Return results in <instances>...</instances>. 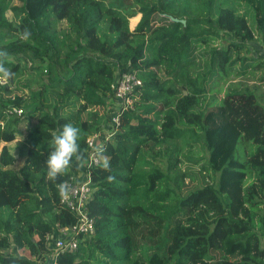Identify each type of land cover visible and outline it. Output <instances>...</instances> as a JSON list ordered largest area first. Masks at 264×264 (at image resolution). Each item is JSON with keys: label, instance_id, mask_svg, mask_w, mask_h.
I'll return each instance as SVG.
<instances>
[{"label": "trees", "instance_id": "1", "mask_svg": "<svg viewBox=\"0 0 264 264\" xmlns=\"http://www.w3.org/2000/svg\"><path fill=\"white\" fill-rule=\"evenodd\" d=\"M0 50L14 73L0 85V264H51L46 237L77 221L57 184L84 165L49 181L44 163L67 123L86 161V139L99 133L110 168H89L93 233L56 264H264V0H0ZM196 53L203 69L190 94L179 80ZM27 67L39 82L13 93ZM125 73L140 85L104 139ZM198 147L202 164L186 157ZM184 162L199 164V185L184 182Z\"/></svg>", "mask_w": 264, "mask_h": 264}, {"label": "built area", "instance_id": "2", "mask_svg": "<svg viewBox=\"0 0 264 264\" xmlns=\"http://www.w3.org/2000/svg\"><path fill=\"white\" fill-rule=\"evenodd\" d=\"M3 84L0 82V85ZM140 85V80L133 74H122L119 80L112 86L115 99V108L110 115L109 122H104V132H107L104 139L108 138L113 131L121 124V114L126 109L132 108L133 98L132 92L136 86ZM7 115L22 116L23 110L15 106H9L5 109ZM103 125V126H104ZM108 129L112 132L108 133ZM99 133H94L86 139V145L89 149V155L84 164V173L72 180L66 182L69 186V193L67 196L61 195L60 202L70 210L77 212V221L69 227H58L56 232L46 237V241L51 246V257L53 261L51 264H56L55 258L66 252H74L77 249L78 239L80 235H91L93 233V221L86 214L85 204L91 194L89 168L97 166L102 163L101 156L96 152L97 140Z\"/></svg>", "mask_w": 264, "mask_h": 264}, {"label": "clouds", "instance_id": "3", "mask_svg": "<svg viewBox=\"0 0 264 264\" xmlns=\"http://www.w3.org/2000/svg\"><path fill=\"white\" fill-rule=\"evenodd\" d=\"M31 33L28 29H24L20 34L23 40L29 39ZM8 56L6 50H0V82L7 84L14 76L11 69L5 66V60ZM80 129L72 123L64 124L61 130L52 136L50 148L46 160V178L49 181H56L58 177L65 175L73 166H83L86 162L84 153L81 151L80 144ZM104 149H96L98 155L103 153ZM102 168L108 171L110 168L108 159L102 158ZM108 181H112L114 177L108 176ZM59 193L62 196H67L70 189L66 182L57 184Z\"/></svg>", "mask_w": 264, "mask_h": 264}, {"label": "rangeland", "instance_id": "4", "mask_svg": "<svg viewBox=\"0 0 264 264\" xmlns=\"http://www.w3.org/2000/svg\"><path fill=\"white\" fill-rule=\"evenodd\" d=\"M12 3H16V0H12ZM240 11L245 15H247V19H248V23L251 25L252 28H255L254 26V20H252L251 18H249V15H251V11L249 9V7L245 4L241 5ZM245 15V16H246ZM7 17L10 18V14L9 12L7 13ZM135 18L130 19V26L132 27L136 21H134ZM254 35H256V31L253 30ZM199 53H196V58L194 60V62L191 64V66L188 67L189 72H193L188 79H185L184 81H180V83H182L184 85V87L186 88L187 92H189L190 94H192V89L189 85V82L194 80L196 77V72L199 70L203 69V60L201 58L198 57ZM197 70V71H196ZM35 71H31L28 67L25 68L22 73L14 79V81L9 85L11 91L13 93H16L18 95H22V94H26L27 93V85L32 86L35 83L39 82V77H37L38 73ZM35 80V81H34ZM34 81V82H32ZM31 82V83H30ZM264 90V89H263ZM199 96H205L206 93L204 92H197L196 93ZM264 95V93H263ZM262 100H258V102L262 105V107L264 108V96L261 97ZM108 109V108H107ZM107 113L106 110H103V113L101 112V114ZM8 149L10 150V152L16 157V166L19 165L22 162V157H20V155L18 154L17 151V147L15 145V142H12L10 144L7 145ZM242 152H244L243 154H245L247 152V149L245 146H242ZM186 157L191 158L192 160L195 158L198 159H202L201 161H199V164H202L203 162H205L206 158H207V152L205 150L198 148H193L192 152H189L186 154ZM243 158V157H241ZM102 160V158H101ZM184 164L186 165V167L188 168L190 175L189 177L185 178L184 182L188 185H199L201 183V178L200 175L198 174V170H199V164L195 165L193 163L190 162H184ZM194 179L193 182H191L190 180ZM165 238V234L162 235ZM163 244H165V241L163 240ZM144 247V246H143ZM25 256H28L27 253H23Z\"/></svg>", "mask_w": 264, "mask_h": 264}, {"label": "crops", "instance_id": "5", "mask_svg": "<svg viewBox=\"0 0 264 264\" xmlns=\"http://www.w3.org/2000/svg\"><path fill=\"white\" fill-rule=\"evenodd\" d=\"M137 20H138V18H135V20H134V21H136V22H137ZM136 22H135V23H136ZM134 25H135V24H134ZM134 25H133V26H134ZM133 26H132V27H133ZM111 108H113V106H112V105H109L108 109H110V110H111Z\"/></svg>", "mask_w": 264, "mask_h": 264}, {"label": "water", "instance_id": "6", "mask_svg": "<svg viewBox=\"0 0 264 264\" xmlns=\"http://www.w3.org/2000/svg\"><path fill=\"white\" fill-rule=\"evenodd\" d=\"M173 20H174V21H178V20H176V19H173ZM180 22H181V24L184 25V21H183V20H181Z\"/></svg>", "mask_w": 264, "mask_h": 264}]
</instances>
